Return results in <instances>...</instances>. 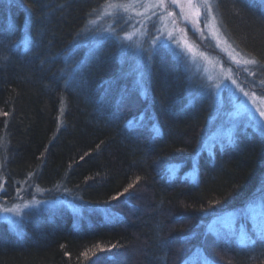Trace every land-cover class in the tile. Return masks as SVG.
<instances>
[{"label":"trees","instance_id":"obj_1","mask_svg":"<svg viewBox=\"0 0 264 264\" xmlns=\"http://www.w3.org/2000/svg\"><path fill=\"white\" fill-rule=\"evenodd\" d=\"M104 2L0 0L4 193L25 182L84 208L33 215L23 235L1 222L0 264H264V215L247 207L264 193V137L247 129L201 150L210 107L192 100L179 60L156 50L141 94L113 39L86 42ZM216 5L264 73V5ZM145 111L151 123H129ZM125 189L124 204H109Z\"/></svg>","mask_w":264,"mask_h":264},{"label":"rangeland","instance_id":"obj_2","mask_svg":"<svg viewBox=\"0 0 264 264\" xmlns=\"http://www.w3.org/2000/svg\"><path fill=\"white\" fill-rule=\"evenodd\" d=\"M212 2L211 14L206 15L203 5L194 6L200 0H194V4L188 0H177L176 5L171 7L166 3L167 11L157 17L153 15L156 0H105L91 15L85 31L86 42L106 38L115 41L122 56L124 80L131 78L135 86L141 73L144 80L156 50L163 48L179 60L192 80V100L206 98L210 107V119L200 144L201 150L225 142L235 133L247 129L264 137V131H261L264 129V116L260 115V111H264V87L259 84L264 80V73L255 64L244 63L251 58L230 40L219 16L217 0ZM116 5L127 7L128 11L123 8L118 11ZM161 35L164 36V43L157 40L153 44V39ZM126 82L129 86L130 82ZM144 87L145 84L143 93ZM240 89L248 92L249 96H245ZM181 154V158L189 156ZM195 155H200L199 150ZM167 162L173 163L171 160ZM0 185H3L0 207L18 205L20 211L19 215L0 213V223H6L19 235L24 234L26 221L40 212L65 208L79 216L84 211L83 206L73 199L54 195L25 182L12 195L5 194L1 165ZM127 192L116 196L109 204H124L130 193ZM262 200L264 193L248 204L254 215H264ZM122 256L126 253L123 252Z\"/></svg>","mask_w":264,"mask_h":264},{"label":"snow or ice","instance_id":"obj_3","mask_svg":"<svg viewBox=\"0 0 264 264\" xmlns=\"http://www.w3.org/2000/svg\"><path fill=\"white\" fill-rule=\"evenodd\" d=\"M134 2H138V0H134ZM188 2L190 4H194V0H188ZM250 2L255 3V2H259L260 4L264 5V0H250ZM167 3L168 7L174 6L177 3V0H156L155 3V7L153 9V15H156L157 17L163 15L166 11L167 8L165 7V4ZM200 5H203L204 9H205V13L207 14H211L213 11V2L212 0H200L199 4H196L194 6L199 7ZM143 6V5H141ZM121 8H123L124 11H128L127 7H123L122 5H116V9L119 11ZM26 10H28L27 6H26ZM154 23V22H153ZM130 39V37H128ZM157 40L160 41V43H164V36L161 35L160 37H157L156 39H153V44L157 43ZM25 47L28 46L29 41L26 39L25 40ZM245 64H257V61L255 59H251V60H245L244 61ZM143 84H144V80H143V74L141 73V78L140 80L137 82V86L138 89L142 90L143 89ZM233 84H235V81H233ZM260 86L264 87V80H261L259 82ZM218 87V86H217ZM241 92H243V94L245 96H249L248 92H244L243 89H240ZM141 94H143V92H141ZM252 95L254 96L255 93L253 92ZM123 101V97L121 98ZM4 116H7L8 113L4 112L3 113ZM260 115L264 116V111H260ZM145 119H149V122L151 123L150 117L148 116L147 111L140 113L139 117L133 118V121H130L129 123H133L136 122L138 124H142L143 121ZM152 130L156 133L159 132V129L156 128V126L154 124H152ZM261 131H264V129H261ZM137 179L139 180V177H137ZM132 185H129V188H131ZM0 189H3V185H0ZM125 192L128 191V189L124 190ZM28 205L26 204L25 207H27ZM261 208L262 211H264V200L261 201ZM0 213H14L16 215L20 214L19 211V206H14L13 208H7V207H0ZM256 238L260 239V240H264V229L256 232ZM239 242L241 245H254L256 243V240L253 239L251 236H247V235H240L239 237ZM202 264H209L207 258H205L202 262Z\"/></svg>","mask_w":264,"mask_h":264}]
</instances>
